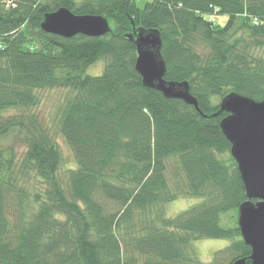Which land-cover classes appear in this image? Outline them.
Instances as JSON below:
<instances>
[{
    "label": "trees",
    "instance_id": "1",
    "mask_svg": "<svg viewBox=\"0 0 264 264\" xmlns=\"http://www.w3.org/2000/svg\"><path fill=\"white\" fill-rule=\"evenodd\" d=\"M140 3L0 0V264H204L189 250L202 239L230 242L208 264H249L237 224L247 198L219 127L227 114L213 115L229 93L264 99V0ZM60 8L101 16L110 32H42ZM138 29L159 32L164 79L187 82L199 111L143 85ZM40 91L63 93L49 115L74 157L62 172ZM182 197L201 202L166 217Z\"/></svg>",
    "mask_w": 264,
    "mask_h": 264
},
{
    "label": "water",
    "instance_id": "2",
    "mask_svg": "<svg viewBox=\"0 0 264 264\" xmlns=\"http://www.w3.org/2000/svg\"><path fill=\"white\" fill-rule=\"evenodd\" d=\"M40 29L47 34L69 39L77 35L102 37L110 32L108 21L96 15H75L60 8L44 15ZM133 39L136 48L135 71L146 88L160 92L167 99H178L198 109L187 82L166 81V64L161 55L162 40L157 30L138 29ZM226 113L219 127L230 144L245 189L247 200L238 208L237 224L243 243L250 247L249 264H264V99L229 93L219 104ZM232 264H247L238 259Z\"/></svg>",
    "mask_w": 264,
    "mask_h": 264
},
{
    "label": "rangeland",
    "instance_id": "3",
    "mask_svg": "<svg viewBox=\"0 0 264 264\" xmlns=\"http://www.w3.org/2000/svg\"><path fill=\"white\" fill-rule=\"evenodd\" d=\"M139 6H143L148 0H140ZM216 22H223V17H215ZM103 69V63L96 62L86 70V74L90 76H98L101 74ZM40 96V106L36 110V113L40 117V119L46 124L47 128L49 129V133L52 134L53 138L55 139L56 143L58 144V148L63 156L64 162L63 167H61V172L66 167L74 166V157L66 145L64 140L62 139L61 135L58 133V129L55 121L50 119L49 115L53 112L56 107L55 105L60 100L63 93L60 91H40L38 92ZM15 111H9L7 115H13ZM226 157H224L225 159ZM201 202L200 199L196 198H178L177 200L164 205V212L166 217L173 218L180 213L192 208L193 206L199 204ZM231 215V214H230ZM223 227L227 228L228 226H233V220L229 216L223 217ZM230 242L225 239H202L198 240L191 244V254H194V257L197 258L201 263L208 264L213 260V256L216 252L224 250ZM193 252V253H192Z\"/></svg>",
    "mask_w": 264,
    "mask_h": 264
},
{
    "label": "built area",
    "instance_id": "4",
    "mask_svg": "<svg viewBox=\"0 0 264 264\" xmlns=\"http://www.w3.org/2000/svg\"><path fill=\"white\" fill-rule=\"evenodd\" d=\"M253 22L256 23V20H254Z\"/></svg>",
    "mask_w": 264,
    "mask_h": 264
}]
</instances>
